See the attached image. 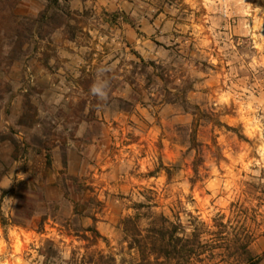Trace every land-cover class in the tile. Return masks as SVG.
I'll use <instances>...</instances> for the list:
<instances>
[{
  "label": "rangeland",
  "instance_id": "374dc122",
  "mask_svg": "<svg viewBox=\"0 0 264 264\" xmlns=\"http://www.w3.org/2000/svg\"><path fill=\"white\" fill-rule=\"evenodd\" d=\"M136 204L264 252V0H0V264L120 254Z\"/></svg>",
  "mask_w": 264,
  "mask_h": 264
},
{
  "label": "trees",
  "instance_id": "16d2710c",
  "mask_svg": "<svg viewBox=\"0 0 264 264\" xmlns=\"http://www.w3.org/2000/svg\"><path fill=\"white\" fill-rule=\"evenodd\" d=\"M46 158L47 166L52 167L51 157ZM64 166L67 168V161ZM71 180L77 181L74 178ZM153 207L136 204L134 209L137 214L121 220L120 229L127 248H123L120 254L100 253L90 256L87 263L264 264V252L260 255L252 252L257 235L248 226L247 219L237 216L235 220L225 221V216H218L212 225H208L193 217L191 224L185 226L179 219L174 221L163 213H155ZM143 210L146 212L142 213ZM240 213L247 217L241 210ZM85 232L93 233L94 238H102L95 227ZM83 238L89 239L86 234Z\"/></svg>",
  "mask_w": 264,
  "mask_h": 264
},
{
  "label": "clouds",
  "instance_id": "9594fccd",
  "mask_svg": "<svg viewBox=\"0 0 264 264\" xmlns=\"http://www.w3.org/2000/svg\"><path fill=\"white\" fill-rule=\"evenodd\" d=\"M92 90L94 93H99L101 95H105L103 92H101V90L97 86H93Z\"/></svg>",
  "mask_w": 264,
  "mask_h": 264
}]
</instances>
